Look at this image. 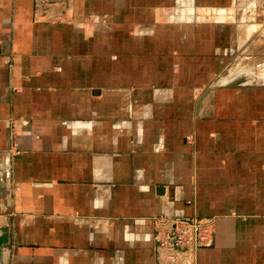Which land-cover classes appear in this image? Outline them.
Returning a JSON list of instances; mask_svg holds the SVG:
<instances>
[{"label": "crops", "instance_id": "1", "mask_svg": "<svg viewBox=\"0 0 264 264\" xmlns=\"http://www.w3.org/2000/svg\"><path fill=\"white\" fill-rule=\"evenodd\" d=\"M51 2L0 0V264H264V0Z\"/></svg>", "mask_w": 264, "mask_h": 264}, {"label": "built area", "instance_id": "2", "mask_svg": "<svg viewBox=\"0 0 264 264\" xmlns=\"http://www.w3.org/2000/svg\"><path fill=\"white\" fill-rule=\"evenodd\" d=\"M35 18H40L41 11H45L53 6L51 0H34ZM62 16L55 18L60 21ZM14 119H9V124L15 123ZM13 128L11 135L16 133ZM156 231L154 240L156 243L157 264H180L185 262L182 250L187 249L191 255L196 254L200 246L208 244L212 240L214 232V219H165L156 220ZM181 254V255H180ZM180 255V256H179ZM180 260H176L179 259Z\"/></svg>", "mask_w": 264, "mask_h": 264}, {"label": "rangeland", "instance_id": "3", "mask_svg": "<svg viewBox=\"0 0 264 264\" xmlns=\"http://www.w3.org/2000/svg\"><path fill=\"white\" fill-rule=\"evenodd\" d=\"M254 51V50H253ZM246 61H241L240 59H237L236 61H240L241 63L244 62L243 64H250V63H253L256 59H246ZM187 140H191L189 138H187ZM179 218H190V219H206V218H213L214 217H196V216H189V217H171V218H165V219H179ZM215 220V219H214ZM156 227H157V224L154 228V232H153V238H154V233L156 231ZM214 233H215V222H214V232H213V236H212V240L206 244V245H203V246H200L196 252V254L194 255H191L187 249H183L182 250V255L185 257V262L183 263H180V264H197V256H198V252L201 250V249H205V248H210V247H213V244H214ZM155 242V240H154ZM181 255V254H180ZM179 255V256H180ZM156 257H157V253H156V243H155V246H154V259H155V263L154 264H157V260H156ZM176 260H180L179 259H176ZM177 264V263H176Z\"/></svg>", "mask_w": 264, "mask_h": 264}, {"label": "bare ground", "instance_id": "4", "mask_svg": "<svg viewBox=\"0 0 264 264\" xmlns=\"http://www.w3.org/2000/svg\"><path fill=\"white\" fill-rule=\"evenodd\" d=\"M241 42V41H240Z\"/></svg>", "mask_w": 264, "mask_h": 264}]
</instances>
